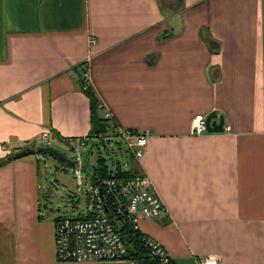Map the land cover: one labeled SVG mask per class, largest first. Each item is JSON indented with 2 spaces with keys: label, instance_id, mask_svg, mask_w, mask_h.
Instances as JSON below:
<instances>
[{
  "label": "crops",
  "instance_id": "crops-1",
  "mask_svg": "<svg viewBox=\"0 0 264 264\" xmlns=\"http://www.w3.org/2000/svg\"><path fill=\"white\" fill-rule=\"evenodd\" d=\"M85 65L99 115L147 134L128 169L166 211L140 230L175 264H264V0H0V160L87 136ZM197 113L231 130L191 134ZM38 156L0 165V264H130L56 259Z\"/></svg>",
  "mask_w": 264,
  "mask_h": 264
},
{
  "label": "built area",
  "instance_id": "built-area-1",
  "mask_svg": "<svg viewBox=\"0 0 264 264\" xmlns=\"http://www.w3.org/2000/svg\"><path fill=\"white\" fill-rule=\"evenodd\" d=\"M89 58L85 63H88ZM83 89L89 85L87 66H83ZM109 118L108 115L104 116ZM224 129L229 132L230 126ZM206 131V116L194 114L190 120V133L201 134ZM56 136L49 130L43 131L39 142L52 141ZM147 134L133 128L107 124L104 131L91 136L69 138L68 143L76 149L78 160L75 173L78 190H81L80 145L89 140L124 143L133 159H140L146 145ZM93 179V178H92ZM90 203L87 213L70 218H57L54 225L55 256L58 261H109L126 260L130 264H147L137 259L130 251L133 240L141 242L149 255L161 264H175L166 254L163 246L151 236L140 230V218L153 219L166 211L165 205L157 196L154 184L146 173H136L121 178L114 172L92 181L89 192ZM195 264H218V257L206 255L199 257Z\"/></svg>",
  "mask_w": 264,
  "mask_h": 264
},
{
  "label": "rangeland",
  "instance_id": "rangeland-1",
  "mask_svg": "<svg viewBox=\"0 0 264 264\" xmlns=\"http://www.w3.org/2000/svg\"><path fill=\"white\" fill-rule=\"evenodd\" d=\"M39 147H49L61 154V157L48 154L38 156L40 202L42 211L51 217L45 216L47 219L70 218L87 213L93 181L91 173L93 174L97 158H103L110 171H115L118 165L123 171H129L128 168L134 164L123 142L89 140L79 147L82 186L78 190L75 173V162L78 160L76 149L69 143L55 141H44Z\"/></svg>",
  "mask_w": 264,
  "mask_h": 264
},
{
  "label": "trees",
  "instance_id": "trees-1",
  "mask_svg": "<svg viewBox=\"0 0 264 264\" xmlns=\"http://www.w3.org/2000/svg\"><path fill=\"white\" fill-rule=\"evenodd\" d=\"M203 38L206 40V42L209 45V48L213 51L216 52L219 49V43L214 40L208 33L207 30L203 31ZM82 81V88L85 85V81L83 80V78H81ZM83 91L86 93V95L88 96L89 100H90V104H91V127L90 130L88 132V136H91L94 133H99L104 131V128L107 124H114L115 122L110 119V118H105V117H101L98 113V108L100 106L99 104V100L94 92V90L92 89V87L90 85H87L85 89H83ZM39 146H35V145H30L28 147H25L21 150H18L17 152H14L12 155L7 156L4 159L0 160V165L2 163H6L7 161L22 156V155H26V154H31L34 153V150L37 149ZM43 149L46 152H53V150L49 147H43ZM16 155V157H14ZM131 158V156H130ZM115 175L117 177H121V178H126L129 176H132L136 173H132L131 171H123L121 166L118 165L116 167L115 170ZM109 175V170L107 168V165L105 164L103 158L99 157L97 158L96 161V166L94 167V171H93V175L92 178L94 181H97L98 179L108 176ZM130 251L131 253L140 260H143L145 263L147 264H161V262L157 259V258H153L151 255H149V251L143 246V244L141 242H136V240L132 241V244L130 246Z\"/></svg>",
  "mask_w": 264,
  "mask_h": 264
},
{
  "label": "water",
  "instance_id": "water-1",
  "mask_svg": "<svg viewBox=\"0 0 264 264\" xmlns=\"http://www.w3.org/2000/svg\"><path fill=\"white\" fill-rule=\"evenodd\" d=\"M213 115H207L206 116V131L207 132H220L224 128V119L223 116L219 117V120H212ZM36 154H48V155H53L56 156L55 151L53 152H46L43 147H38L37 149L34 150ZM16 157V155L14 156Z\"/></svg>",
  "mask_w": 264,
  "mask_h": 264
}]
</instances>
